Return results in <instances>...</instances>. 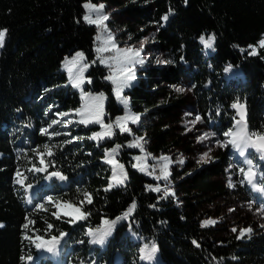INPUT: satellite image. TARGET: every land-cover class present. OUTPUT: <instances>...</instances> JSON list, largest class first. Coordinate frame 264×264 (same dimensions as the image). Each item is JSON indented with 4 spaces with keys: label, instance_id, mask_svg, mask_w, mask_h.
<instances>
[{
    "label": "trees",
    "instance_id": "1",
    "mask_svg": "<svg viewBox=\"0 0 264 264\" xmlns=\"http://www.w3.org/2000/svg\"><path fill=\"white\" fill-rule=\"evenodd\" d=\"M84 1L0 0V29L7 30L0 47V264H29L28 257L35 255L40 241L36 238L59 237L61 232L69 237L71 264H149L140 259L144 241L155 242L167 264H264L263 226L249 223L245 228L252 231L238 238V232L226 227L200 223L204 201L235 190L259 196L247 181L241 183L242 173L231 190L225 185L227 147L179 182L184 203L178 206L171 195L161 199V191L147 187L159 186V179L132 167L133 152L139 149L128 146L129 132L114 127L113 136L97 141L89 137L101 125L80 123L70 133H41L55 111L81 106L77 90L61 68L63 58L76 50L89 62L85 76L91 83L85 87L105 94L104 124L125 112L114 85L105 79L109 71L97 58L96 28L83 19ZM104 1L119 5L132 19L155 24L156 44L165 52L166 62L146 67L121 93L131 112L155 120L149 130L151 150L186 142L178 130L185 97L168 87L183 82L189 84L198 113L213 132L221 135L234 129L238 115L232 104L240 101L247 105L248 132L264 134V48L249 54V45H256L264 35V0ZM165 14L167 21L161 19ZM213 34V48H205L201 35ZM45 144L52 155L45 153L41 165L37 153L44 152ZM116 145L121 147L114 159L124 165L127 180L109 189L113 165L106 162L105 151ZM246 156L257 173L254 182L264 188V159L254 151ZM240 164L245 167L242 160ZM33 165L45 166L46 171H28ZM17 170L27 178L25 184L37 185L32 202L28 191L15 182ZM56 171L66 182L45 183L48 173ZM85 193L91 194L92 202L81 206ZM46 197L56 204L79 206L87 218L70 222ZM43 201L46 207H36ZM133 201L131 216L119 220L103 244L89 243L90 228L115 220Z\"/></svg>",
    "mask_w": 264,
    "mask_h": 264
},
{
    "label": "rangeland",
    "instance_id": "2",
    "mask_svg": "<svg viewBox=\"0 0 264 264\" xmlns=\"http://www.w3.org/2000/svg\"><path fill=\"white\" fill-rule=\"evenodd\" d=\"M88 2L94 5H99V4L104 5V8L101 10V13L103 15L108 16V19L104 21V25L106 26L107 31L112 33L118 47L120 48L139 47L141 41H144V47L140 53V58L144 60V63L128 65V67L132 68L135 74V78L146 67L166 62L165 52L161 51L156 44L155 24L153 25L152 22L150 24H146L145 22H140L137 19H132L121 9L119 5L113 2L104 1V0H97V1L86 0L84 1V5L85 3ZM86 14H89L87 9H85L84 16ZM91 16L93 19H96V13L94 12L91 13ZM94 26L96 28V36L103 32V29L98 27V25L94 24ZM262 38H264V35L259 39V41ZM100 44L101 42L97 41L96 48L100 47ZM253 46H256L258 49L259 43ZM77 51L80 50H76L72 54H68L65 57L71 58L72 56H74V54ZM101 55L106 57L114 56L115 52L108 51L101 53ZM65 57L62 60L61 68L65 70L68 76V82H70L69 73L66 71V69L63 66ZM87 63L89 64V62ZM102 65L109 71L110 74L109 67L104 64ZM85 84L86 82L82 85V89L73 87L74 89L77 90V93L80 98L82 91L84 93H90L92 95L97 94V92L91 91L89 88L85 87ZM173 86L182 87L185 89V91L182 93L176 92ZM168 87L173 89L175 95H182L185 97V102L183 108L181 109V113L179 115V121H178V130H180L182 133L181 139L186 141L184 144H182V146L171 145V146H167L165 149L154 152L153 150L150 149L149 146V144L151 143L149 130L150 127L154 124L153 122L155 120L153 119L151 120V118H148V116L142 115L139 116L140 118L137 123L133 124L131 121H127L126 124L127 127L131 130L129 133L132 135V141L134 137L144 138L142 142L143 151H141V149L138 148L139 151H134L133 154L135 155L134 157L135 164H142L147 167L148 171L145 173L151 172L153 173L152 175L156 178L161 176L160 167L158 165H162L163 161H160L158 158L161 156H167L170 158L172 163L168 165V171L170 172L168 180H164L163 178H161L159 179L158 185L162 193L165 187L171 188V190L175 193V195L174 196L171 195L170 197L174 199L175 203L178 206H182L184 203V198H183L184 194L182 188L179 186L182 183L183 178H185L187 174H190L195 169L201 167L205 163L217 159L218 158L217 155L219 151L224 149V147H227L229 150L227 152L228 154L226 157L227 164L225 165V167H223V177L226 186L229 187V182H231V184L234 186L237 177L241 173L240 170L244 169L245 171H247L248 165L245 163V167L242 168L240 161L242 160L243 162H245L246 157H241L239 155L238 150L232 148L230 144H226L225 142L230 138L226 137L224 133L219 135L213 132L209 127V125L207 124V122L198 113L196 104L192 99L191 88L188 83L183 82L175 85L169 84ZM83 103H85V101H83L81 98V106ZM103 108H104V101H103ZM75 110L76 109L71 107L65 111H55V118L44 128H48V125L52 124L53 121H58V123L53 124L51 128L52 129L55 128V132L70 133L72 128L81 126L80 123L78 122L81 117L76 113ZM62 113H67V115H61ZM126 114H135V113L131 112L127 107V109L125 108V112L122 116H125ZM197 115H199L202 119L200 121H197L195 124H193L192 121L195 120ZM102 119L104 122V115ZM49 131L50 128L48 129V132ZM101 131H103V129L100 126L99 128L92 130L91 134L93 135V133L101 132ZM206 133H215V135L209 137L208 139H203V140L199 139L200 137H203ZM73 139H75V137H72V140ZM96 140L98 141L99 139ZM217 141H219L220 143H217ZM221 144H224L225 146L222 147ZM188 145L189 148L186 149V146ZM249 151L256 152L258 157L260 158L264 156L263 154L264 152H258L256 149H254V147L251 148ZM205 152L209 154V158L207 162H202L200 160V157ZM149 153L151 155H148ZM181 156H183L184 158V162L182 164L179 163V159ZM136 157H144V159L138 161ZM153 157L157 159H153ZM41 167H45V166H41ZM218 177L222 181V175H219ZM52 179H55L56 181L62 183L66 182V179L60 180L56 177H51V178L45 177L44 181L45 183H49L51 182ZM230 188L232 189L233 187H229V189ZM254 191L255 193H259V196L258 195L245 196V194L235 190L234 192L231 191L230 194L227 195L226 197L223 198L217 197L212 201L209 200L204 201L200 208V215H199L200 223L206 219H213L216 221V223L210 226H215L219 228L226 227V230L228 231L230 230L231 232H234L232 229L235 228L237 229L236 232H238L239 235H240L239 230L245 228V226L249 223L252 224L253 226L259 225L264 227V192L261 193V191L258 190H254ZM36 192H37V185L34 184L32 185V188L28 190L27 196L29 201L32 202V199L35 196ZM45 201H48V197H46ZM45 201L39 202L37 205H43V207H46ZM48 203L52 204L54 207H57L58 212L61 213L63 216L70 218V220L73 219L71 215L66 214L72 212L73 211L72 209L63 207V205L58 203L56 204L53 201L51 202L48 201ZM250 203H251V207H249ZM73 206L80 208L77 205H73ZM98 227H100V225L96 227H92V229H96ZM42 240H45V238H42L38 243H41ZM68 240L69 237L65 235L63 239L60 241V243L56 246L55 252L47 251V246L41 249L35 248V255L31 256L33 257V259L31 261L28 260V263L29 264H71V257L68 253L69 247L66 246V241ZM151 243L152 241H144L142 245L143 246L145 244L151 245ZM117 258L119 257L117 256ZM147 262L149 264H167L166 262L161 260L158 251L156 252L154 259L152 261H147Z\"/></svg>",
    "mask_w": 264,
    "mask_h": 264
},
{
    "label": "snow or ice",
    "instance_id": "3",
    "mask_svg": "<svg viewBox=\"0 0 264 264\" xmlns=\"http://www.w3.org/2000/svg\"><path fill=\"white\" fill-rule=\"evenodd\" d=\"M85 9L88 10L89 14H86L83 19L90 23V24H96L98 27L103 29V32L101 34H98L96 37L97 41H100V47L96 48L97 52V58L99 59V62L101 64L107 65L110 69V74L105 77L106 80H109L114 85L113 92L116 95V98L123 103L125 108L128 107V98L122 96V90L125 87L129 86V82L135 79V74L131 67H128V65L133 64H143L144 60L140 58V53L143 50L144 47V41H141L139 47H127V48H120L117 46L114 37L111 32H108L106 29V26L104 25V21L108 19L107 15H103L101 13V10L104 8L103 4L94 5L90 2L85 3L84 5ZM96 13V19H93L91 16V13ZM171 13V9L169 10V14ZM163 21H167L168 14H165L161 18ZM6 29H0V47L3 46L4 39L6 36ZM106 34V37H105ZM201 42L204 44L205 48H213L214 41H215V35H209L207 38L205 36L201 35L200 37ZM259 47L264 48V38H262L259 42ZM249 48H251L250 55H256L257 54V47L253 45H249ZM108 51H114V56H102L101 53L108 52ZM243 51V49H241ZM95 63V61H93ZM170 63V62H169ZM115 65V66H113ZM63 66L66 69V71L69 73V80L74 88L82 89V85L87 82L91 83V80L88 79L86 81V78L84 76L85 71L88 69L89 64L86 62L85 54L82 51H77L74 56L71 58L65 57ZM229 68H231V65H229ZM229 68H226L225 71H228ZM75 70V71H74ZM175 88L176 92L182 93L185 91L184 88L173 86ZM81 98L85 103L82 104L81 108L76 109V113L81 117L78 121L81 124H84L87 126L90 123H99L103 129L101 132L93 133L89 139H103L105 137H111L114 135L113 128H119L120 132H130L131 130L127 127L126 122L131 121L133 124L137 123L139 121V115L138 114H126L122 117H117L116 120L113 123L104 124L103 122V101L105 99V94L103 92H100L96 95H92L90 93H84L81 92ZM232 107L234 109H237V113L240 117L239 120L236 121L234 128L229 129L227 132L224 133L226 137H229L225 143L230 144L232 148L238 150L239 155L241 157H245L246 150L250 147L256 148L257 151H264V134L252 132L249 133L247 130V123L245 118V112L243 111L244 105L240 104L239 101H236L232 104ZM61 115H67V113H62ZM202 118L197 115L195 120L192 121L193 124H195L197 121H200ZM70 122V121H69ZM58 123V121H53L52 124L48 125V128H42L40 131L42 134L47 135H59V133L53 132L49 133L48 129L52 127L53 124ZM215 133H206L203 137H200L199 139H208L211 136H214ZM252 137H256L261 143H257L252 140ZM143 137H134L133 141L128 145L129 147H137L140 148L141 151H143ZM217 143H220L217 141ZM221 146H225L224 144H221ZM120 145H116L115 148H112L110 150L105 151V160L109 164L113 165L112 167V178L108 185V188H112L116 184H123L127 180V173L124 170V165L119 164L118 161L114 159L115 154L117 153L118 149L120 148ZM44 152H38L37 154L41 157L40 164L44 165V154L51 156L52 152L49 148V145L45 144L43 146ZM148 155H151L150 153ZM209 158V154L205 152L201 157L200 160L202 162H207ZM264 159V156L261 157ZM138 161H141L144 159V157H136ZM153 159H157L153 157ZM160 161H163L162 165H158L160 167L161 176L157 177V179L163 178L164 180H168V177L170 175V172L168 171V165L172 163L169 157L167 156H161L158 158ZM184 158L183 156L180 157L179 163H183ZM245 163L248 165L247 171L244 169H241V173L244 177V180L241 181L243 183L244 181H247L249 184L252 185L254 190H258L261 192H264V188L258 187L256 183H254V176L255 173L253 172V162L251 160L246 159ZM132 167L138 168L141 172H147L148 169L146 166L142 164H133ZM28 171L32 172H45L46 167H36L33 165V168L29 169ZM149 175H152L153 173L148 172ZM17 179L16 183L20 184L22 187L25 188V191H28L32 188L31 184H25L26 177H23V174L17 170ZM23 177V178H21ZM56 177L60 180H65L66 177H64L60 172H50L46 176V178ZM149 189L155 192H160L161 189L159 186L153 188L151 185L147 186ZM229 187H233L231 182H229ZM107 190V189H106ZM169 195L174 196L175 193L171 190L169 187H165L163 190V196L160 197L161 199L168 197ZM85 201H81V206L86 203H91V194L85 193ZM48 201L51 202L52 198L48 197ZM37 207H43V205H37ZM63 207L70 208L73 211L66 213L67 215H71L73 219L70 222H75L76 220H82L86 219L88 213L81 211L80 208L74 207L72 204H65ZM136 207L135 201L132 202V204L129 206V208L121 215L116 217L115 220H104L102 222V225L96 229L90 228L87 232V235L91 237L89 243L94 244H103L106 240V238L111 234L112 229L114 225L121 219H128L132 212L134 211ZM249 207H251V203L249 204ZM231 211V209H230ZM56 215V213H53ZM59 218V217H58ZM216 221L213 219H206L201 222L202 227H207L209 225L215 224ZM25 228L28 227L27 224L24 225ZM49 228L52 227V225L48 226ZM234 232L237 231V229H232ZM240 236L238 238L243 237L246 233H250L252 231L251 228H243L240 229ZM66 235V233L61 232L59 237L52 236L50 240H42L41 243H36V248L41 249L45 246H47V251L49 252H55L56 246L60 243V241L63 239V237ZM37 240H41L42 238L37 237ZM194 244H196V241H193ZM199 246V245H197ZM158 251L157 245L155 242H152L151 245L145 244L140 249V259L146 260V261H152L155 257L156 252ZM22 259H24L22 257ZM33 257L29 256L28 260L31 261Z\"/></svg>",
    "mask_w": 264,
    "mask_h": 264
},
{
    "label": "water",
    "instance_id": "4",
    "mask_svg": "<svg viewBox=\"0 0 264 264\" xmlns=\"http://www.w3.org/2000/svg\"><path fill=\"white\" fill-rule=\"evenodd\" d=\"M239 103L242 104V105H244L243 111L245 112V118L247 119V105H246L245 102H240L239 101ZM236 112H237V109H236ZM237 115H238V113H237ZM238 119H240L239 115H238ZM253 141H255L257 143H261V141H259L256 137H253Z\"/></svg>",
    "mask_w": 264,
    "mask_h": 264
},
{
    "label": "bare ground",
    "instance_id": "5",
    "mask_svg": "<svg viewBox=\"0 0 264 264\" xmlns=\"http://www.w3.org/2000/svg\"><path fill=\"white\" fill-rule=\"evenodd\" d=\"M237 120H239V119H237ZM236 120V121H237ZM236 123V122H235ZM234 130V129H233ZM252 140H253V138H252ZM251 148H253V147H250V148H248L247 150H246V153L251 149ZM254 149H256V148H254ZM258 152H264V151H258ZM264 154V153H263ZM246 155V154H245ZM50 240V239H49Z\"/></svg>",
    "mask_w": 264,
    "mask_h": 264
},
{
    "label": "clouds",
    "instance_id": "6",
    "mask_svg": "<svg viewBox=\"0 0 264 264\" xmlns=\"http://www.w3.org/2000/svg\"><path fill=\"white\" fill-rule=\"evenodd\" d=\"M79 109V108H78Z\"/></svg>",
    "mask_w": 264,
    "mask_h": 264
}]
</instances>
